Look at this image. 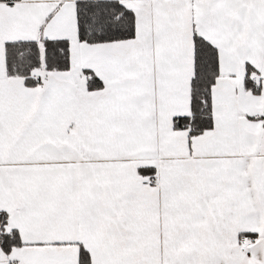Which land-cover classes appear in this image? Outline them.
Returning a JSON list of instances; mask_svg holds the SVG:
<instances>
[{
    "label": "snow or ice",
    "instance_id": "obj_1",
    "mask_svg": "<svg viewBox=\"0 0 264 264\" xmlns=\"http://www.w3.org/2000/svg\"><path fill=\"white\" fill-rule=\"evenodd\" d=\"M0 264H264V0H0Z\"/></svg>",
    "mask_w": 264,
    "mask_h": 264
}]
</instances>
